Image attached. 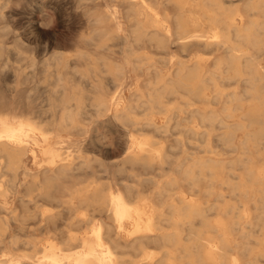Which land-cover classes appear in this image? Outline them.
Listing matches in <instances>:
<instances>
[{
    "label": "bare ground",
    "instance_id": "1",
    "mask_svg": "<svg viewBox=\"0 0 264 264\" xmlns=\"http://www.w3.org/2000/svg\"><path fill=\"white\" fill-rule=\"evenodd\" d=\"M185 3L204 9L215 26L200 30L197 16L181 18L168 9L162 13L144 0H123L120 9L98 4L88 14L92 26L83 42L95 49H104L108 40L124 45L121 60L110 65L98 56L99 50L96 55L90 50L78 54L83 76L89 79L99 73V65L107 68L103 72L113 83L111 91L92 87L81 99L78 91L60 88L50 97L46 115H28L24 108L12 112L0 105V264H242L226 249L222 217L210 223L214 237L194 226L196 219L208 225L207 210L226 208L223 193L213 202L206 185L212 176L225 183L226 162L210 155L212 131L217 123L224 125L222 115L264 114V90L256 85L262 77L258 70L245 76L240 64L253 54L231 42L230 34L238 38L247 29L245 14L226 13L218 0ZM148 46L161 53L173 46L186 55L171 51L167 60L161 59L167 62L164 69L154 67L151 74L146 66L141 78L145 61L153 66L150 56L140 52ZM200 47L217 54L204 63ZM220 49L235 59L233 69L226 67ZM133 75L135 86L125 96ZM231 77L236 87L219 88L217 79ZM244 81L249 83L242 89ZM215 102L222 106L215 107ZM101 123L117 132V156L93 143L92 132ZM29 160L34 169L27 166ZM155 247L160 255L150 252Z\"/></svg>",
    "mask_w": 264,
    "mask_h": 264
},
{
    "label": "rangeland",
    "instance_id": "2",
    "mask_svg": "<svg viewBox=\"0 0 264 264\" xmlns=\"http://www.w3.org/2000/svg\"><path fill=\"white\" fill-rule=\"evenodd\" d=\"M0 1L3 2L2 0ZM122 1L123 0H11L5 3L3 2L2 8H0V52H2L0 53V105L5 108L8 107L7 109L12 112H16V110L19 112L21 108H24L22 112L28 115H46V111L49 108V100L52 99L50 97L54 96L53 92L60 88L61 90L62 88L66 89V93H70L71 90L78 91L80 93L78 96L81 99L87 97L86 90L92 87H97L99 91H105L106 93L111 91L113 89V83L112 81L110 82L111 79L108 76V72H103V70L107 68L103 65H99V73L92 79H89L83 76L85 66L82 60L78 58V54L80 55V53L90 50L92 54L96 55L99 50L98 56L103 57L108 65L113 64L114 60L115 62H117L116 60H121L124 45L118 43L119 41L108 40L106 41V45H104V49L97 47V49H95L94 45L89 44V47L88 44L83 42L82 38L87 37L86 33L91 31L92 25H89L88 21V17L90 16L89 13L100 8L98 4H101V8L103 9L104 7L107 8V6L120 9V3ZM131 1L140 2L141 0ZM160 1L161 0H144V3L160 7L162 13H169L170 11V13H174L181 18L191 14L195 15L199 19L200 23L198 28L200 30L210 31L215 26L213 22L207 19L204 9L198 8L191 3H185V1L188 0ZM218 1L221 3L226 13L230 14L231 10L232 13L238 11L245 14L244 16L246 19L248 18L246 20L247 29L245 28V31L242 32L243 36L241 35L237 38L235 35L230 34L232 36L231 42L243 48H247L249 52L253 54L254 58L252 60H243L239 68L241 71L245 72V76L248 72L258 70L259 75L262 77V82L256 85L257 89L261 92L264 90V86H262L264 84V24L262 25V23H264V17H262L264 13V0ZM223 3L227 4L223 5ZM259 5H261L262 10H260L261 7H257ZM245 8L248 10L250 9V11L247 10L246 12ZM235 9L236 11H234ZM255 12H258L261 16ZM256 19L257 21L254 22ZM236 20L238 19L236 18ZM250 23L252 25H250ZM5 24L7 26H5ZM253 29L255 30L253 31ZM107 44L108 47H106ZM119 46H121V48ZM148 48L141 49L140 52H145L144 54L146 57L150 56L149 62H151L153 66L150 64L148 66L146 62L149 59L146 60V65L144 64L143 70L140 72L142 74L141 78L143 76L145 77V70L147 67V70H151V74L154 67H157V69H164L163 64L166 65L167 62H163L162 64L161 59L166 58L167 60L170 57L171 51L186 55L185 52H180L173 46L171 49L162 53L154 46H148ZM150 49H154V52ZM198 49H200L198 50V54L204 63L208 58H213L217 54V52H212L208 47H200ZM224 52V50H218L219 56L224 57L227 62L226 67L228 69H233L232 64L236 62L235 59H229L228 54ZM153 61H155V63ZM48 62L51 63L49 64ZM157 63L158 65H156ZM151 74H149V76ZM229 75H232L231 71H229ZM57 76H60V79H57ZM133 78L124 90L125 96L128 95V89H133L135 86L136 78L134 75ZM231 78L232 79H217L219 88L225 91H231L234 86L236 87L237 83L235 82L236 80H234L235 78ZM248 83L249 82L244 81L242 84L241 82V88L244 89V87L248 86ZM106 87L107 89H105ZM80 95L82 96L80 97ZM212 101H214L213 98ZM213 105L215 107L217 105L222 106L221 103L217 104L216 102ZM27 106L31 110L30 113L28 112ZM202 106L201 103L196 104V107ZM227 117L222 115L224 125L220 126L217 123V128H214L215 132L214 130L212 131L210 138L212 150V153H210L211 157L213 159L221 158L226 162L222 176L225 183L221 185L219 183L220 178L216 176L210 177V181L206 183L208 191H210L209 196L213 202L216 201V194L219 191L223 193L221 204H223V206L225 205L226 208L224 211L217 208H214L216 210H207L206 219L208 225H204L199 219H196L194 229L197 232H204L214 237L217 233L215 229L211 227L210 223H214L216 219L222 217L225 222V229L227 228V235L225 233L227 251L232 254H237L242 264H264V173H262L264 170V146H262L264 145V114L257 116H242L241 113H237L229 117V119ZM102 119L103 117L99 118L100 122L103 121ZM211 122L216 123L214 120ZM241 124L244 126H241ZM239 126L240 130H237ZM98 128L93 131L94 133L92 132L93 143L96 144L97 148H105L106 146V149H108L107 152L109 155L111 154L110 157L117 156L119 153V147L115 143L119 141L117 132H115L114 129H107L103 123H101ZM105 143H107V145H105ZM224 144H226V146ZM111 159H108V161ZM27 166L30 169H34L31 160L27 162ZM215 170L214 172H216ZM236 175H238V177ZM252 175L254 177L252 180L255 182L251 180ZM149 183L150 182L145 185L146 188L151 185ZM251 207H253V209ZM259 217L261 218L259 219ZM257 218L258 220H256ZM258 229L259 231L256 232ZM155 248L156 250L154 248V250L152 249L155 252L150 251L151 249L149 251L152 252V254L159 253V248ZM155 255H160V253ZM135 258H139V256ZM259 260L262 263L258 262Z\"/></svg>",
    "mask_w": 264,
    "mask_h": 264
}]
</instances>
